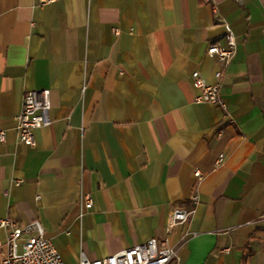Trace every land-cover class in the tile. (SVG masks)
Returning a JSON list of instances; mask_svg holds the SVG:
<instances>
[{
    "label": "crops",
    "instance_id": "obj_1",
    "mask_svg": "<svg viewBox=\"0 0 264 264\" xmlns=\"http://www.w3.org/2000/svg\"><path fill=\"white\" fill-rule=\"evenodd\" d=\"M263 25L264 0H0V219L38 220L65 264L152 237L171 264H264ZM227 32L223 110L191 77L215 82ZM41 89L51 122L28 146L15 116Z\"/></svg>",
    "mask_w": 264,
    "mask_h": 264
},
{
    "label": "built area",
    "instance_id": "obj_2",
    "mask_svg": "<svg viewBox=\"0 0 264 264\" xmlns=\"http://www.w3.org/2000/svg\"><path fill=\"white\" fill-rule=\"evenodd\" d=\"M202 2L209 4L211 0H202ZM262 30L264 32V25ZM114 32L116 33V30ZM224 39L225 46L214 41L209 43L206 50V54L215 58L219 65L214 72L215 82L209 84L196 73H193L191 77V84L197 90L194 101L209 103L223 110L226 109V105L220 97L219 79L223 68L235 52L234 36L227 32ZM49 109L50 100L47 89L29 90L23 94L20 109L15 116L16 136L19 142L28 146L34 145L33 131L51 122ZM220 135L219 131L217 136ZM4 141L5 132L0 130V144ZM223 159L224 155L219 154L215 164H220ZM194 176L200 179V171L195 170ZM191 199L194 204L198 201L197 196H192ZM80 202L85 208H90L92 205L89 195H83ZM191 213V209L174 207L166 223V232L169 234L174 226L187 222ZM0 228L7 232L6 238L0 240V264H65L51 240L45 237L38 220L20 226L8 217H3L0 219ZM224 250L226 251L227 248ZM176 253V248L169 244L166 237H152L146 242L132 245L103 258L88 260L81 256L74 264H171L176 259Z\"/></svg>",
    "mask_w": 264,
    "mask_h": 264
},
{
    "label": "rangeland",
    "instance_id": "obj_3",
    "mask_svg": "<svg viewBox=\"0 0 264 264\" xmlns=\"http://www.w3.org/2000/svg\"><path fill=\"white\" fill-rule=\"evenodd\" d=\"M20 250V249H19Z\"/></svg>",
    "mask_w": 264,
    "mask_h": 264
}]
</instances>
